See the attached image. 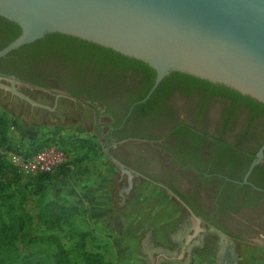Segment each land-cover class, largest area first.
<instances>
[{
	"label": "rangeland",
	"instance_id": "1",
	"mask_svg": "<svg viewBox=\"0 0 264 264\" xmlns=\"http://www.w3.org/2000/svg\"><path fill=\"white\" fill-rule=\"evenodd\" d=\"M34 94L37 100L48 103L49 100L41 94ZM0 114L8 126L7 141L0 139V203L3 217L9 221L10 210L22 209L26 223L24 232L31 236L53 235L57 238L55 242L36 246H27L19 238L13 252L24 256L42 248L36 256L47 258L51 264H89L80 247L81 233L84 232L86 249L100 252L104 264H117L118 260L123 262V256L129 255V261L132 259L135 264H153L149 252L142 250L145 246L143 236L153 232L155 240L167 247L164 248L166 256L158 264H228L229 258L235 261L234 264H264V224H251L253 231L245 237L220 235L204 223L199 224L197 237L188 244L172 237L195 229L196 222L189 217L184 205L152 181L139 177L134 179L128 192L124 190L128 186L126 175H122L117 164L111 160L110 145L105 144L95 131L97 119L94 108L68 102L59 105L58 112H48L32 107L17 95L0 88ZM43 142L59 144L67 153V160L54 172L29 174L8 165L10 154L21 150L29 153L34 144ZM46 175L50 176L49 179L44 178ZM42 193L44 202L60 199L75 206L77 215L72 221L58 216L44 221L38 207ZM97 193L99 198L96 200ZM157 211L163 217H176L166 222L132 221L124 215L118 218L120 214L128 213L148 217ZM102 212L109 213L108 219L95 217ZM18 213L21 219L20 237L23 217L20 211ZM259 219H264V216ZM130 228L136 231V237H128ZM7 233L8 229L4 236L0 235L2 246L11 241ZM131 242L136 243V249L128 255L117 248H127ZM183 250L185 252L181 254ZM0 264L19 262L11 258L2 260Z\"/></svg>",
	"mask_w": 264,
	"mask_h": 264
},
{
	"label": "flooded vegetation",
	"instance_id": "2",
	"mask_svg": "<svg viewBox=\"0 0 264 264\" xmlns=\"http://www.w3.org/2000/svg\"><path fill=\"white\" fill-rule=\"evenodd\" d=\"M16 30V23L0 15V49ZM19 48L0 57V75L14 76L19 90L47 105H33L17 95L32 107L53 113L68 102L94 108L95 131L110 145L111 160L126 175L128 185L131 174L132 187L136 177L167 187L188 210L196 230L204 223L220 235L245 237L253 231L251 224H264L259 219L264 216V158L245 179L264 142L257 148L250 138L235 147L242 125L238 121L231 128L220 126V105L207 107L158 91L144 106L136 107L150 98L135 100L146 73L136 78L130 73L122 90L103 92L63 76L61 62ZM34 92L48 103L37 100ZM234 263L228 259V264Z\"/></svg>",
	"mask_w": 264,
	"mask_h": 264
},
{
	"label": "water",
	"instance_id": "3",
	"mask_svg": "<svg viewBox=\"0 0 264 264\" xmlns=\"http://www.w3.org/2000/svg\"><path fill=\"white\" fill-rule=\"evenodd\" d=\"M0 15L21 28L0 49V57L59 32L154 68V84L140 102L166 75L181 71L225 84L264 104V0H0ZM19 84L14 76L0 75V88L47 106L19 90ZM263 158L264 143L245 179Z\"/></svg>",
	"mask_w": 264,
	"mask_h": 264
},
{
	"label": "trees",
	"instance_id": "4",
	"mask_svg": "<svg viewBox=\"0 0 264 264\" xmlns=\"http://www.w3.org/2000/svg\"><path fill=\"white\" fill-rule=\"evenodd\" d=\"M20 32L21 28L17 25L16 33L9 38V42L16 38ZM19 50L34 54V57L42 58L46 56L49 60L59 61L62 63L60 69L63 76L78 85L86 84L90 87L103 90V92L107 90H122L125 84V77L128 74L131 73V76L136 78V74L144 72L146 73V78L143 81L142 90L136 92L138 95L135 97V100H140L146 96L153 86L156 77V70L142 60L124 55L112 48L59 32L48 33L32 43L22 45ZM158 91L187 97L203 103L202 105H208L207 107L214 104L220 105L222 108L220 126L224 129L231 128L238 121L242 125L240 137L238 141L233 143L235 147H242L250 138L253 139L252 141H254L257 148L264 142V104L230 86L211 82L185 72L172 71L162 79L151 97ZM151 97L147 102L139 103L136 107L144 106L151 100ZM7 127L6 119L0 114V139L2 142L7 141ZM44 143L34 144L31 151L37 150ZM8 165L16 168L11 162ZM49 177L46 175L44 178L49 179ZM262 185L264 186V184ZM43 198L44 193L40 195L38 207L41 218L44 221H49L56 216L63 217L67 221H72L78 213L77 208L71 204H67L66 201L50 199L44 202ZM18 211H20L21 217H23V233L20 237L18 235L21 219ZM8 215L10 218L9 221H6L2 214V203H0V235L4 236L6 229H8L7 236L11 237V241L8 242L7 246L0 245V263L2 260H10L12 258L14 261L19 262V264H51L47 258L36 256V253L40 252L42 248L35 253L24 256L13 251L16 250V240L19 238L25 241V245L27 246L55 242L57 238L53 235L31 236L24 232L26 223L25 214L22 209H12L8 212ZM84 239V232H82L80 247L86 261L89 264H104L103 255L100 252L87 250Z\"/></svg>",
	"mask_w": 264,
	"mask_h": 264
},
{
	"label": "crops",
	"instance_id": "5",
	"mask_svg": "<svg viewBox=\"0 0 264 264\" xmlns=\"http://www.w3.org/2000/svg\"><path fill=\"white\" fill-rule=\"evenodd\" d=\"M136 178H139V177H136ZM135 178V179H136ZM153 182V181H152ZM104 183V182H103ZM155 183V182H154ZM156 184H158V183H156ZM162 189H165V191L167 192H170L171 193V195H173L176 199H177V202L179 203V204H181V205H183L182 204V202L174 195V193L171 191V190H169L167 187H165V186H163V185H160V184H158ZM136 187H138V184L136 185ZM89 188H91L90 186H89ZM134 188H135V186H134ZM135 189H138V188H135ZM93 189L91 188V191H92ZM87 196V195H86ZM96 198V200L99 198V195H98V193L96 194V196H95ZM126 216L127 218H129V219H131L132 221H137V220H144V219H146V220H156V221H164V222H166V221H170V220H173V219H175L174 217H176L175 215H170V216H166V217H163L162 216V213L161 212H159V211H157V212H153L152 214H151V216H148V217H145V216H140L139 214H134V213H131V214H120L119 216H118V218H120V217H124V216ZM101 217L102 219H108V217H109V213H105V212H102V213H98L95 217L97 218V217ZM189 217H191V216H189ZM192 218V217H191ZM158 226H160V225H158ZM198 228L200 229V225H198ZM196 230V229H193V230H189V231H185V232H181L180 234H179V236L177 235H172V237H176V238H180V240L182 241V240H184L185 241V243L186 244H188V243H190L191 241H193L196 237H197V234L199 233V231L200 230ZM127 234H128V237H136V231L134 230V229H132V228H130L129 230H128V232H127ZM171 236V235H170ZM119 237H121V236H119ZM143 244L145 243V246H146V248H145V246H143V248H142V250H147L148 252H149V255L151 256V260L153 261L152 263L153 264H158V262L161 260V258L162 257H164V256H166L165 255V250H164V248H167V247H164L165 245H163L160 241L158 242L157 240H155V236H154V234H153V232H150V234H145V236H143ZM150 239V240H149ZM117 248L119 249V251L122 253V254H129V253H131L132 251L134 252L135 251V249H136V243L135 242H131V244L130 245H128V247L126 248V247H124V246H117ZM102 251H104L103 249H102ZM184 250L181 252V254H184ZM123 256V255H122ZM130 256V255H129ZM129 256H123V258H125L124 259V261L123 262H121V261H119L118 260V262H117V264H135V262H134V260H132V259H130L131 261H129ZM180 256V255H179ZM181 257H182V255H181Z\"/></svg>",
	"mask_w": 264,
	"mask_h": 264
},
{
	"label": "built area",
	"instance_id": "6",
	"mask_svg": "<svg viewBox=\"0 0 264 264\" xmlns=\"http://www.w3.org/2000/svg\"><path fill=\"white\" fill-rule=\"evenodd\" d=\"M66 160L67 153L59 144H46V142L37 150L29 153L21 150L10 154L11 163L20 171L29 174L52 173Z\"/></svg>",
	"mask_w": 264,
	"mask_h": 264
}]
</instances>
